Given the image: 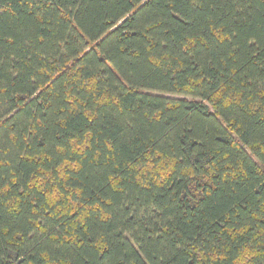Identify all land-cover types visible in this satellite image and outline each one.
Here are the masks:
<instances>
[{
  "label": "trees",
  "instance_id": "trees-1",
  "mask_svg": "<svg viewBox=\"0 0 264 264\" xmlns=\"http://www.w3.org/2000/svg\"><path fill=\"white\" fill-rule=\"evenodd\" d=\"M0 264H264V0H0Z\"/></svg>",
  "mask_w": 264,
  "mask_h": 264
}]
</instances>
